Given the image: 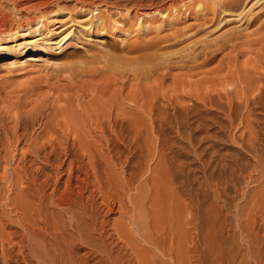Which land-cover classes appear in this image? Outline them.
<instances>
[{
  "label": "rangeland",
  "instance_id": "rangeland-1",
  "mask_svg": "<svg viewBox=\"0 0 264 264\" xmlns=\"http://www.w3.org/2000/svg\"><path fill=\"white\" fill-rule=\"evenodd\" d=\"M72 1L64 0V2H60L62 3V9L54 6L53 11H56L45 16L44 24H47L48 29L50 31L55 30L54 33L60 34L52 37L53 31L51 34L50 31L48 32L50 34L49 38L52 37V43L55 44L46 47L47 50L43 51L41 57H38L41 61H26V56L38 54L39 52L32 51L28 44H23L28 52L22 56L17 48L10 46V44L8 55L4 56L0 50V125H7L9 129L19 121L20 127L23 126L21 128L30 129L31 118L38 117L44 122L42 127H36L38 133L42 132L47 124L50 125L51 121H54V124L59 127L72 131L73 137H79L76 149H79L90 161L98 165L97 182L104 187V193L109 199L111 198V192H114L115 188L121 184L122 179L127 177L124 170H130V173H133L132 181L137 176L134 179L136 183L133 181L132 186L135 188L140 186V189H134L130 194L140 196L141 200L144 198L143 203L148 202L150 208L145 206V220L136 221L134 224L130 219H125L126 222H124V219H121L119 215H114L113 218L118 220L121 228L123 226V231L120 230L126 235L125 237L129 243L128 238L132 239L135 236L133 244H138V240L142 242V244H138L140 249L136 248L138 245H132V252L135 250V255L143 249L141 246L144 248L150 246L152 251L149 252V248L145 252L148 259L147 263L150 261L149 264H173V260L168 256V261L164 258L166 263L161 262L159 259L161 254L156 255L157 251H160L156 247L153 248L149 243L151 240L157 239L159 232H156V230H162L159 228V223L160 227H162L161 223L164 225L163 231L165 227V230L169 229L168 231L172 235H169L170 242L168 241V243L171 244H168L166 240L169 233L167 231H164L166 233H159L160 239L162 238L161 241L164 240L163 242L169 245H167L169 250L173 249L177 254L181 251L182 258L186 253V250L183 252L182 247L184 248V246L182 244L185 247L188 246L189 249L191 248V252H193L189 251L188 257L194 264L264 263V245H262L264 244V213L261 212L264 209V197L261 194L264 193V0L258 3V0H244L238 3L226 2L223 5L224 9L217 5L208 6L206 9L197 7V10L190 12V17L174 15L176 10L171 8V5H162L155 0H124L117 5L114 4L113 0H107L108 3H106L107 1L104 2L105 5L103 2L96 0L101 6L95 10L94 14L88 12L89 10L80 9V3L75 0ZM5 5L8 8L11 7ZM106 5L108 6L106 7ZM126 6L127 9H134L135 13L132 14L131 18L127 15V11L123 10ZM163 6L173 12L174 16L172 17L174 19H171V26L170 24L166 26L163 22L164 17L159 15L156 16L158 21L156 19L149 21L150 19L147 18L143 22L142 19L140 20L141 17L139 16H141L142 11L158 10ZM179 6L185 10L182 4H179ZM211 8H215V11ZM25 14L26 17L30 15L29 12H25ZM37 14L38 12H33L30 15L32 23L40 17V14ZM101 14L106 17V20L108 19L107 23L110 25L106 27L108 30L100 31L101 33H89L90 29H86L88 23L102 17ZM142 23L147 24V27L149 26L147 30H142ZM65 28L67 30L63 31ZM71 30L74 32L80 30L81 34L84 33L83 35L87 38L90 37L91 40L86 41L85 37L81 35L76 40L70 41V44L63 47V49L54 48L58 47L56 43L59 40V35L70 33ZM30 39V36L26 38L27 41ZM96 39L102 40L104 43L100 44ZM207 53H209L208 56ZM149 55L150 58L153 56V59L154 56L157 59L158 57L163 58V60L166 58V61L157 62L156 58L154 60L149 59L151 62L156 61V65L157 63L160 65H155L148 70L144 69L145 72L143 70L138 71L136 64L141 67L143 61H140L148 59ZM141 57L142 59H140ZM208 57H213V59L209 58V62ZM123 61H126V63H123ZM121 63L124 66L127 63L134 64L136 68L130 66V71H128L129 69L126 67L127 71L125 70V72L124 66L123 69L119 70L122 67ZM135 73H137V76ZM257 84H260L261 87L259 88ZM250 89L255 93L252 94ZM162 93L167 97L172 95L182 96L188 101V104H185L190 106L189 111L185 113L187 115L183 117L184 119L181 122L174 118H171L174 121L170 119L163 121V124L146 121L142 130L145 127L147 129L144 132L142 131L138 137L142 136L138 143L137 136L135 140L128 137L124 141L112 138L113 141L110 138V144L107 142L108 140H103L102 129L108 130L105 127L106 119L104 116L107 118V115L110 114L109 111L112 112L117 107L121 109L122 107L125 109L130 107L133 109L134 103L130 101L131 99L147 105L149 98L150 100L153 98V101L155 98L161 99ZM256 93H262V97L258 98L257 95L259 94L256 95ZM209 96L211 99H209ZM201 98L206 99L208 103L206 101L204 103L200 102L202 101ZM192 99L194 101L190 102L189 100ZM186 100L185 102H187ZM124 101V106H121ZM169 110H167L168 114L171 115L172 111L169 112ZM147 123H152V125L148 124L149 126H147ZM68 127L70 128L68 129ZM113 130V132L116 131V126ZM118 131H120V127ZM0 134L2 137L4 136L2 129H0ZM100 134L101 136H99ZM156 134L160 138L157 139L158 135L153 137ZM72 141L74 140L71 139L70 142ZM130 143L131 145H129ZM147 143L150 145L149 149L151 146L154 147V149L152 147V150L155 153L151 152L152 150L150 151L153 154L152 158L150 152L148 153V146L144 150ZM164 149L165 151H163ZM144 151L149 154L148 158ZM159 151H162L161 155ZM105 152L108 156L105 155ZM163 152L166 155L163 156ZM109 153L112 154V158L109 157ZM158 153L162 158H166L159 160L161 157L158 156ZM258 154L260 157L262 155L260 160L257 157ZM136 156L137 158H135ZM105 157L106 159L108 157V161ZM112 163L115 165L113 166ZM156 166L157 168H155ZM4 167L6 166L4 165ZM6 168L11 169V165H7ZM113 181V184L109 183ZM156 181H158V185ZM104 183L105 185H103ZM106 184L111 187L110 194L107 193ZM261 189L263 191L259 192ZM257 192H259L258 195ZM3 194L5 192L2 193V198H0V211L5 210L4 214H9L10 208L8 205H10V202H7L9 200L5 197L7 193L4 196ZM254 194L257 195V198L260 194L262 195V204L260 202L262 197L257 199ZM124 195L126 198L127 194ZM154 195L156 196L154 197ZM150 200H152L151 206ZM251 202L254 205L255 202L259 203L260 208H253L256 205L254 206ZM251 204L253 207H251ZM246 207L254 210H252V213L248 212L251 209L248 208V210ZM261 207L262 210H260ZM191 210L196 211L194 218L192 216L194 212L191 215ZM253 211L256 214L261 213L257 214V217ZM176 212H179V214ZM183 212L184 217L181 220L184 222H178L180 218L178 219L177 215L180 217ZM186 213H189V215ZM175 214H177V220L174 218ZM245 216L247 218L249 216L248 220L250 217L252 219L255 216L253 218L255 225L252 223L254 230L248 226L253 221L251 219V222L246 221ZM153 218L156 220L153 221ZM157 218L166 221L163 222L159 219L156 224ZM12 219L16 220L15 216L12 215ZM195 219L196 223L195 221L192 223ZM171 223L172 225H170ZM188 223L191 229L190 226L186 225ZM176 224L180 227L177 225L176 228ZM245 226L251 232L250 234ZM255 226L256 228H254ZM174 228H176L175 232ZM109 229L111 230L110 233L114 234L113 239L116 237L115 240H117L118 234L113 228ZM128 229H132L133 232ZM177 229L184 230V232L178 231L179 235ZM127 230L132 232L133 236L129 232L125 234ZM196 231L198 234H196ZM142 232L146 234L143 235ZM190 233H192V236ZM128 234L130 237H128ZM185 234L190 235V240L194 239V242H187V237V241L177 239L181 242L180 244L176 242L177 245H175H182V247H178L181 250H178L176 246H172L176 241H174L176 235L181 236V238L184 235L183 238L186 239L187 235ZM252 234H255V236ZM258 234L261 238H258ZM248 240L253 247L248 243ZM184 241L189 245L185 244ZM253 243L256 244L253 245ZM249 244L251 247H249ZM199 246H201V249L198 248ZM195 250L198 253H194ZM203 250L204 252H202ZM144 251L143 249L142 252L144 253ZM261 251L263 252L261 253ZM195 254H199V256H195ZM201 254L203 257L200 256ZM249 254L253 255L249 256ZM153 259L157 260L154 261Z\"/></svg>",
  "mask_w": 264,
  "mask_h": 264
},
{
  "label": "bare ground",
  "instance_id": "bare-ground-1",
  "mask_svg": "<svg viewBox=\"0 0 264 264\" xmlns=\"http://www.w3.org/2000/svg\"><path fill=\"white\" fill-rule=\"evenodd\" d=\"M75 1L80 3V5H81V6H79L80 9H83L85 11L89 10L88 12H91L93 14H94L95 10L99 9L101 6L100 4H98L96 2V0H75ZM99 1L104 3L107 0H99ZM113 1L115 2L114 4L117 5L119 2H122L124 0H113ZM155 1L159 4H162V5L163 4H169V6L171 5L172 6L171 8L176 10V12H174V15L178 14V15H184L185 17H190V12L195 10V9L197 10L198 9L197 7H201V9L202 8L206 9L208 6H216L217 5L218 7H221L224 9L223 5H225L226 2L227 3H234V2L238 3V2H241L244 0H155ZM259 1H261V0H258L257 3ZM60 2H64V0H0V50L3 52L4 56L9 54V51H10L9 44H10V46L16 47L17 50L21 53V56L24 55V53L28 52L26 49V46H23V44H26V45L28 44V45H30V49L32 51H39V52H38V54L35 53L33 55L26 56L25 57V59H27L26 61L27 62H34V61L39 60L40 58H38V57H41V54L43 53V51L47 50L46 47H51L52 44H55V43H52V37L57 35V34H60V33H54L55 30H52V29L51 30L53 32L50 31L48 29L47 24H44V21L46 20L45 16L49 15L51 12L56 11V10L53 11L54 6L57 8H61L62 3H60ZM77 2H75V3L77 4ZM106 3H108V1ZM111 3H113V2H111ZM5 4H7L11 7L8 8ZM179 4H182L183 7L185 8V10L182 7H180ZM104 5H105V3H104ZM107 6L108 5H106V7ZM218 7H216V8H218ZM136 8H138V7H136ZM201 9H199V11H201ZM212 9L215 11V8H211V10ZM223 9H219V10H223ZM123 10L127 11V15L129 16V18H131L133 13H135L133 8L127 9V6L124 7ZM25 12H29L30 15H32L33 12H38V14H40V17L34 21L35 23L34 22L32 23V20L30 19V15H29V17H26L27 15L25 14ZM166 12H168V13H166ZM140 15L141 16H139V17H141L140 20L142 19L141 20L142 22L144 19L146 20V18L150 19L149 21H154V19L157 20L158 19V17H156L157 15L164 17L163 22H165L166 26L171 23V19L173 18L172 16H174L173 12L169 8L166 9L164 6L158 10L142 11L140 13ZM100 16H102V17H99L98 19H96L94 21L92 20L88 23L89 26L87 25L88 28H86V29H90L89 33H95V32L98 33L100 31L106 30L107 29L106 27L110 26L107 23L108 19L106 20V17L102 14ZM55 22L58 23L59 21H55ZM172 22H174V21H172ZM219 23H221V22H219ZM31 24H33V25H31ZM173 25H175V24L173 23ZM170 26H171V24H170ZM148 27H147V24L141 25L142 30H147ZM65 30H67V29L65 28L63 31H65ZM48 32L50 34L52 32L51 39L49 38L50 34ZM81 33L82 32L80 30L78 32H74L73 30H71L70 33L59 35V37H58L59 40L56 43L57 44L56 46H58V47H54V48L63 49V47H65V46L67 47L70 44V41L76 40V38L80 37L81 35L83 37H85L83 35L84 33L83 34H81ZM102 34H104V33H102ZM28 36H30L31 39L27 41L26 38ZM88 39L91 40L90 37L87 38V36H86L85 40L88 41ZM96 40L100 44L104 43L102 40H99V39H96ZM208 54L209 53H207V56H208ZM168 56H170V55H168ZM152 57L153 56H151V58H150V55H149L148 59H145L146 58L145 57L144 58L145 60H141L140 62L143 61V63H141L142 64L141 67L139 66V64H136L137 70L138 71L139 70L144 71V69L148 70L149 68L154 67L156 65V61L161 62L163 60V58H161V57H158V59H157L156 56H154V59L156 58V61L151 62V60L149 61V59H153ZM160 58H161V60L159 61ZM209 58L210 57H208L207 60ZM140 59H142V57ZM210 59H213V57ZM21 60H23V59H21ZM39 61H41V60H39ZM165 61H166V58L162 62H165ZM204 61H206V60H204ZM208 61L210 62V60H208ZM123 63H126V61L125 62L123 61ZM123 63H121L122 67L118 64L121 68L117 65L120 68L119 70L123 69V66H124ZM130 63L132 64V62H130ZM131 64L127 63L124 67L125 68L128 67V69H129L128 71H130V68H129L130 66L133 68L134 67L136 68V66L134 64H133L134 66ZM167 64H168V62H167ZM158 65H160V64L157 63L156 66H158ZM163 65H165V64H163ZM138 67H140V68H138ZM125 68H124V71L125 70L127 71V68L126 69ZM166 68H167V66H166ZM134 72H135V70H134ZM122 73H123V70H122ZM146 73H148V72L146 71ZM135 74L137 76V73H135ZM154 74H155V72H154ZM123 76H125V75H123ZM259 78H260V76H259ZM257 80H258V78H257ZM259 81H261V80L259 79ZM257 86L259 88L261 87L260 84L259 85L257 84ZM167 91H169V90H167ZM250 91L253 94L254 91H252L251 89H250ZM257 94H259V95H257ZM256 95L258 98L262 97V93H256ZM203 99H204V97H203ZM203 99L200 102H203V103L205 101L207 102L206 99L205 100H203ZM209 99H211L210 96H209ZM185 100L186 99L182 96L179 97V96H173L172 95L170 97H167L165 94H163L161 99L155 98V100L153 101V98H152V100H150V98H149V102L147 100L148 103H147V105H145V104H141L139 101L131 99L130 101L132 103H134L133 109L130 107H129V109L128 108L125 109L124 107H122V109H121L120 107H117L116 110H114L112 112L109 111L110 114L107 113L108 114L107 118H106V116H104L106 119L105 127L108 130H106L105 128L102 129V127H101L102 138H103V140H105V139L108 140L107 141L108 143L110 142L109 141L110 138L111 139L117 138L119 140L121 139L124 141L125 139H127L129 137V138H132L133 140H135L136 136L138 138L141 135L142 131L144 132V130L147 129L145 127V129L142 130L146 121L149 123H150V121L151 122L153 121L156 123L160 122L163 124V121H168L171 118H174V119L181 122V120L184 119L183 117L185 115H187L185 113H188V111H189L188 109L190 107L187 105L188 101L186 100L187 102H185ZM254 100H256V99H254ZM189 101L193 102L194 100L192 99ZM239 101H241V100H239ZM197 102H198V100H197ZM185 103H187V104H185ZM124 104H125V101L123 104H121V106L122 105L124 106ZM168 109H170L172 111L171 115L168 114V111H167ZM170 110H169V112H170ZM249 111H251V110H249ZM43 114H45V113H43ZM11 119H12V117H11ZM14 120H15V118H14ZM14 120H13V122H15ZM103 120H104V118H103ZM171 120H173V119H171ZM31 122H32V124H31L30 129L21 128L23 126L20 127L19 121L17 122V124L15 126L12 125L11 128H9V129H8L7 125H4V126H2L3 124L0 125V129H2L3 133H4L3 137L0 134V198H2V196H1L2 193L5 192V194L7 193V196H5V197L7 200H9V201H7V200L6 201L10 202V205H8V207L10 208L9 209L10 212H8L9 214H7V213L4 214L5 210L0 211V264H149L150 261H148V263H147L148 259H147V256L145 255V252H147V250L150 248V246L148 248H146V247L144 248L141 246V248H143L145 250L144 253L142 252V250H143L142 249L139 253L136 252L137 255H135V253H134L135 250H134V252H132L133 251L132 245H135V244H133V242H135L134 238L136 236L134 238L132 237V239L128 238V240H130V243H129L125 237L126 235H124L122 232L123 226L121 228V225L118 223V220L113 218L114 215H119V217L121 219H124V222H126L125 219H130V221L134 224L136 223V221L138 222L139 220H142V219H143V221L145 220L144 219V214H145L144 209H145V206L147 208V206L149 205L148 202L146 203L144 201L145 203H143V200H145L143 197H142L143 200H141L140 196L137 197L136 194H134V195L130 194L131 191L133 192L134 189H137V190L140 189L139 188L140 186H138V188L137 187L135 188L132 186L133 185L132 182L134 181L135 177H137V176L134 175L135 177L132 181V178H133L132 174L133 173L131 174L130 170H124V173L127 177L123 178L122 181L120 182L121 184H119L117 187L115 186L116 188L113 187V188H115V190H114V192H111V194H110L111 187L108 184H106L107 189H108L107 193L110 194V196H111V198L109 199L107 197V195L104 193V190H103L104 187H102L97 182V180H98L97 179V173L99 171V169L97 168L98 165L95 162L90 161V159L87 158L85 154H82L79 149H76V143H77V140H79L78 139L79 137H76V136L73 137L72 131L55 125L54 121H51L50 125L47 124L46 127L44 128V130L42 132L38 133V132H36L38 129V128L36 129V127H38V126H39V128L42 127L44 125L43 120L39 119L38 117H35V118H31ZM97 122H100V121H97ZM149 123H147V126L152 125V123L151 124H149ZM10 124H12V123H10ZM159 125H161V124H159ZM115 126H116V131H118L119 127H120V131L113 132L114 131L113 128L115 129ZM109 127H110V129H109ZM117 127H118V129H117ZM69 128L70 127H68V129ZM101 129H99V130L101 131ZM149 131H148V133H149ZM150 133H151V131H150ZM101 134L99 136H101ZM158 134H156L155 136H153V135L152 136L157 137ZM89 135H91V134L89 133ZM159 135H158L157 139L160 138ZM98 138H100V137H98ZM140 138H138L137 143L139 142ZM71 139H73L74 141L70 142ZM112 140L114 141V139H112ZM144 142H146V141L144 140ZM149 143H147L145 145L146 148H144V150H145V149H147V146H148V153L152 150V147H153V146H151L149 149V146H150ZM134 144H135V142H134ZM129 145H131V143ZM139 146H140V144H139ZM145 146H143V147H145ZM101 147H102V145H101ZM72 148H75V149H72ZM156 148H155V151H156ZM153 149H154V147H153ZM159 150H161V149H159ZM71 151H72V153H71ZM163 151H165V149ZM97 152H98V150H97ZM144 152H146L145 154L148 155V156L146 155L147 158L149 157V154H150V157L151 156L153 157V154L151 152L155 153L154 150H152L149 154L147 153V151H144ZM161 152L159 151L160 155H161ZM142 153H143V151H142ZM159 153H158V156H159ZM255 153H257V152H255ZM131 154H132V152H131ZM105 155L108 156L107 153ZM162 155L164 156L166 154H164V152H163ZM93 156H94V154H93ZM140 156H141V154H140ZM140 156H139V158H141ZM158 156H157V158H158ZM109 157L112 158L111 153H109ZM159 157H161V158H159V160L166 158V157L162 158V156H159ZM257 157L260 160L262 155H261V157H260V155ZM135 158H137V156ZM105 159H106V157H105ZM107 159H108V157H107ZM107 161H105V162H107ZM258 162H260V161H258ZM4 165L6 167H7V165H11V169L4 167ZM112 165H113V163H112ZM128 166L130 167L131 165H128ZM155 168H157V166ZM256 173H257V171H256ZM142 175L144 176L145 174H142ZM108 176H109V174H108ZM104 179H105V177H104ZM109 180L111 181L110 178H109ZM109 180H107V181H109ZM116 180H118V179H116ZM117 182H116V184H117ZM156 182L158 185V181H156ZM109 183L113 184L114 181L109 182ZM152 183L154 184L155 182H152ZM103 185H105V183ZM141 187H142V185H141ZM262 191L263 190L261 189V191H259V192H262ZM259 192H257V195ZM5 194H3V196ZM124 194H127V197H126L127 199L125 198ZM261 194H263V197H264V193H261ZM254 195L257 198V195L256 194H254ZM260 195L258 196L257 199H260L259 197H262V195L261 196ZM155 196L156 195H154V197ZM255 196H253V197H255ZM253 197H251V198H253ZM263 197H262V199H260L261 204L263 202L262 201ZM125 199L127 200V203H126ZM0 201H1V199H0ZM150 201H151V204H150V206H151L152 200H150ZM155 202H157V201L155 200ZM258 202H259V200H258ZM153 204H154V202H153ZM155 204H157V203H155ZM252 204H251V207H253V205H254V204L253 205ZM258 204H257V202H255L256 207H253V208L259 207ZM247 205H249V204H247ZM156 207H153V208H156ZM263 207H264V205H263ZM248 208L251 209L250 207H248ZM248 210H245V211H248ZM252 210H254V209H251L248 212L252 213ZM260 210H262V207ZM255 211H257V209H255ZM263 211H264V209H263ZM263 211H261L262 214L264 213ZM184 212H186V211H184ZM184 212H183L182 216H180V217H178V215H177V214H179V212L178 213L176 212L177 214L174 215V218H176V215H177V218L178 219L180 218L178 220V222L179 221L184 222L183 220H181V218L184 217ZM193 212L194 211L191 210V212H190L191 215ZM127 213H128V215H126ZM195 213H196V211L194 212V215H192L193 218L195 216ZM260 213H257V214H260ZM186 214L189 215V213H186ZM12 215L15 216L16 220H13L14 218L12 219ZM263 215H260V216L262 217ZM252 216H253V214H252ZM260 216H259V218H260ZM257 217H258V215H257ZM177 218H176V220H177ZM248 218H249V216H248ZM248 218L246 217L245 220L247 219L246 221L249 222L251 217L249 220H248ZM253 218L251 219V221H253ZM154 219L155 218H153V221H154ZM159 219L157 218L156 224L159 222L158 221ZM160 220H162V218ZM167 220H168V218H167ZM258 220L260 221L261 219H258ZM162 221H160V222H162ZM165 221H163V222H165ZM169 221H171V219H169ZM187 221H189V220H187ZM194 221L196 223V219L193 220L192 223H194ZM262 221H261V223H262ZM189 223H191V222H189ZM189 223L186 225L190 226ZM252 223H253V225H255L254 221L249 223L248 226L250 227V229L253 227ZM261 223H260V225H261ZM142 224L144 227V222ZM178 224H176V228H177ZM183 224H185V223H183ZM263 224H264V221H263ZM119 225H120V228H119ZM170 225H172V223ZM209 225H210V223H209ZM244 225H245V223H244ZM260 225H258V226H260ZM134 226H136V225H134ZM161 226L162 227H160V223H159V228L162 229L161 230L162 232L159 229H157L158 231L156 230V232L166 233L164 231H167V233H169L168 234V237H169V235L171 233L170 231H168L169 229L165 230V227H164V231H163L164 225H162V223H161ZM194 226L196 227V224ZM256 226H257V223H256ZM256 226L254 228H256ZM178 227H180V226L178 225ZM109 228H113V230H115V232L118 234L119 237L117 240H115L116 237H115V239H113L114 234L110 233L111 230ZM136 228L138 230L139 225ZM176 228H174V232H175ZM187 228H189V227H187ZM245 228H246V226H245ZM120 229H122V231ZM125 229H124V231H125ZM190 229H191V226H190ZM128 230L126 231L125 234H127L129 231H132V229L129 231ZM145 231H147V229H145ZM176 231H177V234H179V235H180V233L178 231H180L181 233H182V231L184 232V230L181 231V229L180 230L177 229ZM187 231H188V229H187ZM197 231H196V234H198ZM132 232H129V233H131V235H132L133 234ZM247 232L249 234L251 233V232H249V230ZM159 233H158L157 239H153L149 243L151 244V246H153V248L156 247L161 252L160 253L157 250H156L157 253L153 252L154 254L156 253V255L161 254V257L159 256L160 257L159 259L161 262L166 263L165 259H167V256H168L171 260H173V264H194V262L192 260L190 261V258L188 257V255L191 252V248L189 249L188 246L185 247V245L182 244L184 246V248H183L182 245H179L181 241L177 240V239H179V240L181 239L182 241L183 240L187 241V237H188L187 242L192 243V242H194V239L192 241L190 240L192 233H190V235H191V236L189 235L190 237L187 234H185V235H187L186 239L183 238L184 235H182V238H181V236L176 235V237H175L176 239H174V241L176 240L175 243H173V241H172V243L174 244L172 246H176L177 243L179 242V244H178L179 246H176L178 250H181L180 248H178L180 246L182 247L183 252H184V250H186L185 251L186 253L185 254L183 253L184 258H182V255H181L182 252L181 251H180L181 254L179 252L178 253L179 255H178L177 252H175L173 249L169 250V247H167V245L171 244V243H168V241L170 242V237H169V239L167 237L166 241L168 244L167 243L165 244L163 242L164 240L161 241L162 238L160 239ZM136 234H137V232H136ZM145 234L143 233V235H145ZM137 235L139 236V234H137ZM161 235L165 236L164 234H161ZM252 235L255 236V234H252ZM260 235H261V233H260ZM260 235L258 236V238H261ZM170 236H172V235H170ZM128 237H130V235ZM139 237H141V236H139ZM262 237H263V235H262ZM243 238H244V236H243ZM245 239H246V237H245ZM136 240H137V238H136ZM172 240H173V238H172ZM186 241H184L185 244L187 243ZM251 241L254 242L253 240H251ZM261 241H262V239H261ZM184 242H182V243H184ZM137 243L142 244V242H140V240H138ZM244 243H246V242H244ZM248 243H250L249 240H248ZM138 244H136V245H138ZM250 244L252 246V243H250ZM250 244H249V247H251ZM255 244L253 243V245H255ZM143 245H144V243H143ZM187 245H189V244L187 243ZM198 245H199V243H198ZM262 245H264V244H262ZM139 246L140 245H138V247H136V248L140 249ZM200 247L201 246H199L198 248H200ZM186 248H188L189 250ZM263 249H264V247H263ZM150 251H152L151 248L149 249V252ZM153 251H155V250H153ZM202 252H204V250ZM252 252H253V250H252ZM252 252H250V253H252ZM262 252L263 251H261V253ZM194 253H198V252L195 250ZM151 255H152V253H151ZM196 255L199 256V254H195V256ZM250 255H253V254H249V256ZM200 256L203 257L202 254ZM247 257H248V255H247ZM151 258H152V256H151ZM155 258H156V256H155ZM162 259H164V260H162ZM253 259H254V257H253ZM156 260H154V261H156ZM198 260H199V258H198ZM167 261H168V259H167ZM257 261H258V259H257ZM200 263H202V262L200 261ZM256 264H258V263H256ZM262 264H264V263H262Z\"/></svg>",
  "mask_w": 264,
  "mask_h": 264
}]
</instances>
